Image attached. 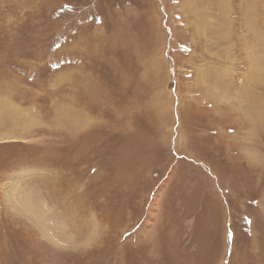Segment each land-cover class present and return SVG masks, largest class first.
<instances>
[{
  "label": "rangeland",
  "instance_id": "rangeland-1",
  "mask_svg": "<svg viewBox=\"0 0 264 264\" xmlns=\"http://www.w3.org/2000/svg\"><path fill=\"white\" fill-rule=\"evenodd\" d=\"M0 264H264V0H0Z\"/></svg>",
  "mask_w": 264,
  "mask_h": 264
},
{
  "label": "bare ground",
  "instance_id": "bare-ground-1",
  "mask_svg": "<svg viewBox=\"0 0 264 264\" xmlns=\"http://www.w3.org/2000/svg\"><path fill=\"white\" fill-rule=\"evenodd\" d=\"M29 200H30V197H29ZM29 200H28V202H29ZM23 202H26L25 200L23 201ZM27 203V202H26ZM29 205V204H28Z\"/></svg>",
  "mask_w": 264,
  "mask_h": 264
}]
</instances>
